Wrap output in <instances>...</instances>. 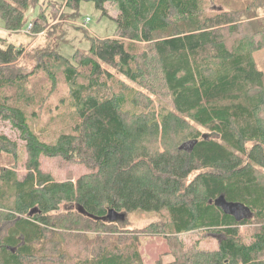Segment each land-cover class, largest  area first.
Returning a JSON list of instances; mask_svg holds the SVG:
<instances>
[{"label": "trees", "instance_id": "obj_1", "mask_svg": "<svg viewBox=\"0 0 264 264\" xmlns=\"http://www.w3.org/2000/svg\"><path fill=\"white\" fill-rule=\"evenodd\" d=\"M39 1L0 0L6 29L21 30ZM64 1L75 15L82 1L103 15L115 5L116 30L89 35V53L77 49L71 58L46 47L32 71L18 64L26 47L0 36V92L15 90L0 94V119L20 132L27 154L22 179L18 158L0 168V264H146L141 232L171 235L168 253L177 258L169 264H264V69L255 56L264 50V20L239 19L234 8L207 11V0ZM247 1L264 8V0ZM42 9L28 33L44 31ZM104 65L140 89H114L103 81L113 78ZM35 77L70 89L74 120L58 117L66 128L55 139L37 132L24 108L35 102ZM18 150L0 133V153ZM42 156L88 171L57 181ZM63 203L86 219L88 255L70 256L64 236H51ZM134 211L162 220L121 227ZM242 226L251 229L250 243ZM200 230L223 232L219 247L185 249L180 235Z\"/></svg>", "mask_w": 264, "mask_h": 264}, {"label": "rangeland", "instance_id": "obj_2", "mask_svg": "<svg viewBox=\"0 0 264 264\" xmlns=\"http://www.w3.org/2000/svg\"><path fill=\"white\" fill-rule=\"evenodd\" d=\"M39 2V4H42L41 6L35 5L28 10V20L30 21L37 16L40 7L44 8L41 11H45V8L48 7L45 12L46 18L41 19L45 29L37 35L27 32L29 21L21 30L10 31L6 29L4 19L0 15V36L6 37L18 46L24 45L26 47L25 52L21 55V61L18 63L23 67V71L33 70L38 53L46 47H54L65 57L71 58L77 49L89 53L91 45L89 35L108 37L115 34L116 21L113 17L118 15V10L113 4L108 3L106 5L108 14L103 15L101 9L97 8L93 1H82L78 14L75 15V9L66 6L64 0H40ZM207 2V11H227L234 8L240 12L238 14L239 19L243 18L245 21L264 20V8L254 10L253 5L247 0H207ZM87 18H90L88 22L86 21ZM255 56L259 67L264 69V50L257 52ZM103 67L113 74L112 79L103 76V81L114 89L118 88L119 83L133 89H140L138 84L123 76L116 66L104 65ZM58 72L56 71V74ZM49 80L51 79L43 80L36 77L29 80L31 81L29 86L37 90V93H35L36 99L33 104L24 106V108L28 111L29 120L35 130L48 139H55L59 132L66 128L62 125L64 120H58V117L61 119L68 118L66 120H74V117L72 116L73 109L69 98L70 89L68 84L64 80H59L58 85L52 87ZM10 91L11 95L15 93L14 89H10L6 92L2 91L0 94H8ZM203 132L208 134L209 131L203 130ZM0 133H5L11 139H15L19 147L17 157L16 155L11 156L0 153V168L11 166L12 162L18 158L15 169L19 178L22 179L27 173L24 166L27 158L25 141L20 138V132L9 121L0 119ZM210 135L214 136L212 133ZM40 160L42 169L51 174L57 181L76 180L88 171L84 164L77 161L70 162L62 157L42 156ZM76 208L78 207L70 203H63L59 210L53 212V222L58 231L51 233V236H64L63 242L70 256L82 257L88 255L85 237L87 233H84L83 230L86 219L76 212ZM120 220L119 225L123 228L144 229L152 222L161 221L162 215L153 212L134 211L125 213ZM141 233L138 235L139 247L146 264H169L176 260L177 257L174 254L168 253L170 251V239L168 238L171 235L163 232H160L159 235ZM217 234L206 230L191 231L181 234L180 239L186 247L185 249L197 244L200 249L213 250L219 247L220 238L217 237ZM241 235L246 243H250L253 239L251 229L247 226L241 227Z\"/></svg>", "mask_w": 264, "mask_h": 264}, {"label": "water", "instance_id": "obj_3", "mask_svg": "<svg viewBox=\"0 0 264 264\" xmlns=\"http://www.w3.org/2000/svg\"><path fill=\"white\" fill-rule=\"evenodd\" d=\"M221 236H222V234H217V237L220 238V241H221Z\"/></svg>", "mask_w": 264, "mask_h": 264}, {"label": "built area", "instance_id": "obj_4", "mask_svg": "<svg viewBox=\"0 0 264 264\" xmlns=\"http://www.w3.org/2000/svg\"><path fill=\"white\" fill-rule=\"evenodd\" d=\"M89 20H90V18H87V19H86L87 22H88ZM87 22H85V23H87Z\"/></svg>", "mask_w": 264, "mask_h": 264}]
</instances>
